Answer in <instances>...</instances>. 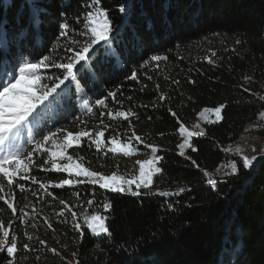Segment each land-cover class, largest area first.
I'll return each mask as SVG.
<instances>
[{
	"label": "trees",
	"instance_id": "obj_1",
	"mask_svg": "<svg viewBox=\"0 0 264 264\" xmlns=\"http://www.w3.org/2000/svg\"><path fill=\"white\" fill-rule=\"evenodd\" d=\"M86 3L90 0H0V60L6 57L9 66L18 67L50 55L63 62L70 53L64 51L66 40L58 42L59 24L67 21L79 31L91 10ZM34 6L40 9L39 24L32 20ZM100 7L113 26L110 49L97 45L90 71L76 83L66 81L52 119L35 129V137L57 129L93 137L103 131L100 150L81 137L67 155L100 174L136 179L137 157L156 147L161 171L149 188L122 193L89 183L55 188L70 177L41 171L51 168V160L45 164L47 155H35L29 176L36 183L17 178L8 185L0 178V195L14 196L15 215L0 200V222L10 224V237L17 238V264H264V164L246 169L225 151L259 119L264 138V0H101ZM153 55L167 59L154 62ZM42 70L61 74L54 67ZM133 72L136 80L129 78ZM79 90L90 102L105 100V106L81 110ZM221 105L223 119L205 123L204 134L191 138L196 151L187 148L181 155V125L190 127L205 109ZM119 111L132 115L125 120L115 115ZM113 138L134 152H108ZM231 162L238 174L209 184L205 173ZM61 201L78 213L83 236ZM105 202L112 205L108 212ZM96 212L108 217L111 238L93 237L83 224V215ZM8 259L0 253V264Z\"/></svg>",
	"mask_w": 264,
	"mask_h": 264
},
{
	"label": "snow or ice",
	"instance_id": "obj_2",
	"mask_svg": "<svg viewBox=\"0 0 264 264\" xmlns=\"http://www.w3.org/2000/svg\"><path fill=\"white\" fill-rule=\"evenodd\" d=\"M101 0H90V3H86L85 7L91 9L86 12L82 27L79 31L72 28L67 22L59 24V37L67 41V46L64 47L66 53H70L63 58V62H57L52 59L50 55H44L39 60L32 62L24 60V62L17 66H9L7 58L0 60V178L7 182L8 185H13L14 181L18 178L20 180L30 179L32 183H36L35 177H30L29 173L34 165L33 154H46L48 159H45L44 163H49L51 160V168H41V171H55L67 173L70 178L62 179L61 182L53 185L55 188H63L65 185L71 186L74 183H89L92 185H98L99 188L112 192H125L131 191L132 185L135 184L137 189L149 188L152 184V177L154 173H159L161 169L155 166V162H158L161 158L156 157V147H152L154 154V160H147L139 162V177L138 179H124L123 177L113 174L106 176L96 171L89 170L84 167L82 163L75 162L71 155H67V149L72 147L75 143L79 145L81 137H88L92 143L95 144L97 150H100L101 145L104 143V132L98 131L95 133V137L90 132L81 131L76 135L71 132L65 133L64 129H57L56 131L49 130L47 134H41V139H35L33 130L38 128L41 120L45 117L48 109L52 104L59 101L61 95L65 89L62 86L65 82L76 83L78 77L82 73H88L90 71V61L96 56L99 49L97 45L105 48H109L112 43L111 33L113 32L112 22L108 13L100 7ZM120 13H125V6L119 7ZM40 9L33 7L32 20L35 24L40 23L39 19ZM76 37H85L83 42ZM55 51V49H53ZM151 61L160 62L166 60L167 57L160 55H153L150 57ZM211 62V61H210ZM56 68L61 70L60 75L49 76L47 79L51 81L50 84L42 83L44 77L40 72L42 69ZM132 80L137 79V74L133 72L129 77ZM59 90V91H58ZM109 96H115L114 92H110ZM51 98V100H50ZM163 98V97H162ZM48 102V103H46ZM85 105L88 101H83ZM99 106H105V100L100 99L96 102ZM43 106V107H41ZM224 106H218L214 109H205L215 114L217 119H223L221 112ZM91 111V109H89ZM110 117L112 113L108 114ZM118 117H123L127 120L132 113L119 111L115 114ZM175 115V113H173ZM63 134V135H62ZM180 134L185 137L184 143L179 145L180 149L190 148L192 151L196 149L191 144V138L193 135H203V132L193 133L188 131L181 125ZM135 136V133H133ZM25 139V142L32 144L33 148L26 153L21 147V140ZM139 140L140 137H135ZM112 145L107 150L111 153L122 152L124 156H128L134 152L133 147L128 143H121L119 140L113 138L109 141ZM148 145H146L147 147ZM183 155V151L180 153ZM58 160H67L68 163L60 164ZM194 166L196 162H192ZM257 164H264V158L258 159L253 156L251 158L245 157L243 160V167L246 169H254ZM232 172L238 174L235 164L232 166ZM208 173H205L207 176ZM84 177L86 179L79 180L73 179ZM209 184L215 187V181L209 179ZM127 186V187H125ZM20 191H24V186L20 185ZM48 185L40 183V188L47 190ZM4 191L3 184H0V192ZM183 191V189H181ZM35 194V193H34ZM51 194V193H49ZM134 196H140L139 191L132 192ZM161 195H167L161 193ZM0 200H3L12 214L15 215L16 208L14 207L12 200L6 199L5 196L0 195ZM65 204L64 201H61ZM89 205L93 203L92 200L87 202ZM112 205L108 202L103 204L104 212L111 210ZM65 208L71 212L73 220V228L80 232L81 236L84 235L81 223L78 221V213L72 211L71 208L65 204ZM59 215L63 216L64 212L61 211ZM108 217L102 215L99 212L83 215V224L90 231L93 237H108L111 238L113 233L110 231L106 221ZM11 225L6 228L5 225L0 222V253H5L9 259L7 264H17L16 254L17 238L15 235H11ZM31 239V237H29ZM44 244V241H40ZM26 250H30L29 245H24ZM55 255H60L55 249H49ZM127 251V250H126ZM75 257V254H73ZM75 264H79V261H75Z\"/></svg>",
	"mask_w": 264,
	"mask_h": 264
},
{
	"label": "rangeland",
	"instance_id": "obj_3",
	"mask_svg": "<svg viewBox=\"0 0 264 264\" xmlns=\"http://www.w3.org/2000/svg\"><path fill=\"white\" fill-rule=\"evenodd\" d=\"M24 61L20 62V65L23 63ZM43 70H41L40 74L42 77H44V80H42V83H48L50 84L51 81L48 80L47 78L49 77ZM46 75V76H45ZM67 82H65V85L62 86V88H65ZM59 91V90H58ZM81 91L79 90V94L78 96H80V99L78 100V106L81 110H85L88 113L92 112V107L93 106H99L96 102H90L88 101V98L84 97L81 93ZM88 101V104L85 105L83 103L84 100ZM51 100V98H50ZM48 103V102H46ZM43 107V106H41ZM53 104L51 106L50 109H48L45 117L41 120V123L39 125V127L41 125H43L42 123L45 121H49L52 119V109H53ZM89 109H91V111H89ZM220 120V119H219ZM217 119V117L215 116V114L213 112L210 111H203L196 119V121L194 122V124L190 127L187 126H183L185 129H187L188 131H191L193 133H200L204 131V125L205 123L209 122V121H219ZM261 126V119L249 124L245 131L243 132V134L239 137V139L237 141H235L232 145L228 146L227 149L225 150L228 154L239 158L241 160H244L245 157L251 158L253 156L257 157L258 159L261 157H264V138L259 134V129ZM35 129L33 130V135L35 137ZM40 132H38V136H40ZM47 134V133H46ZM78 133H73V135H76ZM197 136V135H193ZM35 139L39 140L40 138H36ZM185 137L181 135V144L184 143ZM75 144V143H74ZM73 144V145H74ZM21 147L24 150V152L26 153L27 151H30L33 148L32 144H28L25 142V139L21 140ZM69 149V148H68ZM67 149V150H68ZM187 148H184L183 150L180 149V153L181 151H183V153L185 154ZM183 154V155H184ZM35 155L42 157L43 155L46 154H39V153H34L33 154V158L35 157ZM156 156V154H155ZM46 157V156H45ZM157 157V156H156ZM139 162H144L147 160H154V154L152 152V150L147 151L145 154L140 155L137 157ZM60 164H66L68 163L67 160H58L57 161ZM155 166L157 167V162H155ZM234 162H231V164H226V165H221L219 168H217L216 170L208 173V176L210 177L211 180H215V179H219L222 178L223 176L226 175H233L234 173L232 172V165ZM156 173L153 174V176ZM139 177V173L136 179H138ZM127 187V186H125ZM132 188H135L136 190H138L135 187V184L132 185ZM140 189H144L143 187H141ZM132 190V189H131Z\"/></svg>",
	"mask_w": 264,
	"mask_h": 264
},
{
	"label": "bare ground",
	"instance_id": "obj_4",
	"mask_svg": "<svg viewBox=\"0 0 264 264\" xmlns=\"http://www.w3.org/2000/svg\"><path fill=\"white\" fill-rule=\"evenodd\" d=\"M227 149V148H226Z\"/></svg>",
	"mask_w": 264,
	"mask_h": 264
}]
</instances>
